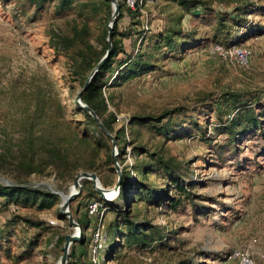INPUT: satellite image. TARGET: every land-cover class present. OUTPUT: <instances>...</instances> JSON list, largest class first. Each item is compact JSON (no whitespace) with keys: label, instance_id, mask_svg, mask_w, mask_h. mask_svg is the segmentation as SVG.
<instances>
[{"label":"rangeland","instance_id":"obj_1","mask_svg":"<svg viewBox=\"0 0 264 264\" xmlns=\"http://www.w3.org/2000/svg\"><path fill=\"white\" fill-rule=\"evenodd\" d=\"M87 1L97 3L96 10L84 14L91 28L90 42L104 50L111 14L100 0ZM204 1L217 13L226 11L235 15L241 8L248 9L245 13L251 22L250 32L240 27L237 35L241 36L234 37L232 43L252 49L249 67L219 59L209 52L214 42L215 18L210 20V15L198 9L196 13L203 17L188 13L182 20L186 31H196V39H202L199 43L193 39L197 46L175 54L166 52L163 57L160 54L155 59V70L119 86H112L111 76H106L109 81L106 96L112 97L108 107L118 118L115 130L125 127L127 132V140L123 135L121 138V145H126L127 149L125 161L117 159L122 170L137 160L148 161L145 154H133V145L126 143L139 131L140 142L150 151L162 150L167 157L182 164L184 179L194 183L191 199L184 198L176 210L166 205L155 207L142 203L135 208L140 216L147 215L166 228L171 237L165 244H154L153 249L135 245L123 247L120 258L107 264H242L243 256H248L254 264H264V128L244 133L234 144L226 133L216 130L219 119L214 108L201 106L198 101L209 92L222 96L227 92L238 93L244 104L253 98L259 101L255 109L263 120L264 0ZM44 9H30L26 16H21L17 1L0 2V149L11 152V161L12 156L25 149L24 141L30 130L41 136L37 145L43 143L64 149L71 141H77L75 138L83 129H89L88 121L75 103L78 91L83 88V79L74 70L72 53L68 56L59 52L52 41L55 32L68 34L75 23L85 19L79 12L58 17L55 5L48 4ZM141 11L144 28L150 29L144 35L146 46L152 45L153 31L166 25L165 15H178L180 6L167 0L157 3L148 0ZM130 21L129 17H123L119 23L121 30L128 28ZM124 45L129 52L134 47L131 39H124ZM38 89L41 94L37 93ZM39 95L43 100L42 109L38 108ZM180 106L190 111L181 117L183 124L175 129L171 138L149 132L145 127L133 128L136 130L127 127L134 115L157 114ZM238 110L235 106L228 107L223 112L224 120L233 117ZM198 127H203L205 133ZM185 130H190L191 135L175 136ZM90 133L96 134L92 128ZM115 149L112 140H108V148L99 152L97 160V175L106 188H112L118 179L115 164L107 158ZM13 172L5 171L0 181L14 182L18 176ZM135 178L133 173L130 181ZM74 179L62 180L48 168L45 174L33 173L26 180L30 186L67 194L74 188ZM85 180L81 181L80 195L70 205L72 214L76 212L74 220L86 212L91 189H94L92 181ZM150 181L163 186L167 183L165 175L150 176ZM113 201L118 209H127V198L118 196ZM59 210V206L40 211L34 207L18 210L17 215L44 221L46 225L41 230L23 222L9 227L7 221L12 212L0 211V264H59L65 242L61 243L60 237L75 232L68 218L59 216ZM114 212L111 208L106 210L104 232ZM91 230L92 226L86 232L89 245ZM111 241V238L107 241L108 248L102 251L103 255H107ZM88 261L89 252L83 257L84 263Z\"/></svg>","mask_w":264,"mask_h":264},{"label":"trees","instance_id":"obj_2","mask_svg":"<svg viewBox=\"0 0 264 264\" xmlns=\"http://www.w3.org/2000/svg\"><path fill=\"white\" fill-rule=\"evenodd\" d=\"M15 1L18 2L21 16H26L30 9L43 10L48 4L55 5L54 10L58 17H63L73 12L81 13L83 19H85L84 21L75 23L68 34L62 31L55 32L52 41L53 47L59 52L63 54L68 53V56H70L69 53H72L74 70L79 77H82L84 86L89 73L94 69L108 49V44L104 50L97 49L90 42L89 38L91 28L88 17L85 18L84 14L96 10L97 3L87 0L85 3L84 0ZM118 1L120 15L113 27L112 52L109 59L91 81L82 99L84 103L94 109L100 119H102L106 128L112 134L114 133L119 149V157L117 159H121L124 162L127 149L126 145H121V138L123 135L124 140H127V132L125 127L115 130L114 125L118 122V118L108 107V102L111 101L112 97L106 96L105 91L108 86L107 83L109 82L106 76L108 74L111 76L112 86H119L132 78L155 70L157 66L155 59L160 54L163 57L166 52L175 54L176 52H183L188 48L197 46L198 44L193 39L197 42L202 39H196L198 37L197 32L186 31L182 25V20L188 13L196 18L203 17L199 15L200 13H196L195 10L200 9L207 16L210 15V20L212 17L215 18L213 19L216 23L213 35L214 42L212 43H222L224 45L235 44L232 41L234 37L237 36L239 38L241 36L240 34L237 35L240 27L244 30L246 29V32H250L249 25L251 22L246 18L245 12L248 9L245 11V8H241V10H238V13L236 12L233 15L226 11L215 12L209 6V3L204 0H167L175 2L180 6L179 14L173 15V13H167L165 15L166 25L157 31H153V35L150 37L152 45L144 46V35L150 29H145L143 26L141 20L143 13L141 8L148 0H138L135 7H131L126 0ZM152 1L155 3L159 2V0ZM100 2L102 5L108 7L109 14L112 15L111 2L108 0H100ZM123 17H129L131 24L128 28L121 30L119 23ZM233 29L236 33H234ZM124 39L132 40L134 45L132 48L133 51L131 50L129 52L126 49ZM137 43H140L138 47L136 46L138 45ZM41 92L40 89L37 90L38 94H41ZM41 97H39V101L41 102L38 104L39 109L43 107ZM198 101L201 106H211L214 108L216 116L219 119V125L216 127V130L219 133H226L230 142L234 144H236L239 136L244 133L253 132L256 129L263 130L264 128V110L261 115L263 117L262 120L256 113L255 106L259 104V101L255 98L251 99L249 103L244 104L241 102L242 95L238 93L227 92L222 96L215 92H209L200 96ZM231 106H235L239 110L233 117H229L225 121L223 112ZM77 109L88 121L89 129H83L81 135L75 138L77 141H71L64 149L55 145L47 147L43 143L37 145L36 141L41 136L38 133L34 134L32 130L29 131L28 136L25 138V149H21V153L12 156L13 161L10 160V151L0 149V175L8 169H11L18 176V179L16 177V180L11 183L0 181V211L8 210L12 212V217L7 221L9 227L23 222L29 227L41 230L46 225L44 221L17 215L19 214L18 210L26 207H34L40 211L52 209L56 206L60 207L62 197L59 194L27 184L26 179L31 174L36 173L37 175H42L46 173L48 168H52L58 178L69 181L73 180L81 170L98 172L99 164L97 160L99 152L104 148H108V140H111V138L100 129L97 121L88 111L79 107ZM188 111H190L188 107L180 106L163 110L157 114L134 115L131 117V123L127 127H131L132 129L137 126L140 128L145 127L149 132L159 136H165V138H171L174 136L172 134H174L175 129L183 124V121H180L181 117L187 116L186 113ZM195 124L197 126V122ZM90 128L96 134L90 133ZM198 129L202 133H205L203 127H198ZM138 132L134 133V138L132 140L129 139L126 143L129 146L131 144L133 145V154H145L148 161H145L146 159L142 161L137 160L133 165H125L123 167V180L119 196L128 199L126 210L118 209V204L116 205L114 201L105 202L115 212L114 218L107 224L105 230L108 237L107 241L110 238L112 241L109 243V251L105 255L106 261L100 264H107L112 259L118 260L123 247L135 245L138 248L153 249L154 244L163 245L170 239L171 234L166 231L163 225L154 223L147 215L140 216V213L135 211L139 203L155 207L166 205L168 208L176 210L183 203L184 198L191 199L194 183L192 180L187 181L184 179L185 174L181 170L183 168L182 164L175 162L171 156L167 157L162 150L150 151L139 141ZM184 132L186 130L182 133H176L175 136L177 138H183L184 136L191 135L190 130L186 133ZM107 158L111 164H114L112 150L107 154ZM133 173L136 175V178L131 182L130 178ZM158 175H165L167 181L165 186L150 181V176ZM85 181L88 182L89 180L86 179ZM91 192L89 200L91 198H97L104 201L94 189H91ZM87 205L86 212L80 217H76L77 222L83 230V239L72 244L68 264H83V257L89 252L90 245L86 232L90 228L91 218L88 215ZM73 214H76V212H73ZM59 216L66 218L60 214V210ZM73 216L75 217V215ZM63 241H65L64 236L60 237V242L62 243ZM84 264H91V262L88 261Z\"/></svg>","mask_w":264,"mask_h":264},{"label":"water","instance_id":"obj_3","mask_svg":"<svg viewBox=\"0 0 264 264\" xmlns=\"http://www.w3.org/2000/svg\"><path fill=\"white\" fill-rule=\"evenodd\" d=\"M111 2L112 6V15L110 18V21L108 23V36H107V44H108V49L106 53L103 55V57L100 59V61L97 63V65L94 67V69L89 73L87 80L83 86V88L78 91L76 97H75V103L76 105L85 110L88 111L92 117L97 121L100 129L111 138L112 143L114 146L117 147V141L114 137V135L106 128L105 124L103 123L102 119L97 115V113L92 109L88 104L83 102V94L84 92L88 89L91 81L93 78L97 75V73L100 71L102 66L106 63V61L109 59V56L112 52V47H113V27L114 23L116 22L117 18L120 15V5L118 0H108ZM113 158H114V164L115 168L118 174V179L117 183L112 187V188H106L103 185H101L100 179L95 172H90V171H80L74 180V190H69L67 194L65 193H59L56 191H53L59 195L62 196V203L60 204V214L66 216L69 220L70 225L75 229L74 233L67 234L65 236V242L63 245V254L60 256L58 262L59 264H68L69 260V255H70V249L73 243L77 241H81L83 239V230L80 224L74 220L73 214L70 211V205L74 201V199L80 195L82 191V183L81 181L83 179H88L92 181L93 187L96 190V192L106 201L115 199L116 195L120 193L121 187H122V180H123V170L122 166L119 164L117 157L118 154L114 151L112 153ZM107 192H112L114 193L113 197L111 199L106 195Z\"/></svg>","mask_w":264,"mask_h":264},{"label":"built area","instance_id":"obj_4","mask_svg":"<svg viewBox=\"0 0 264 264\" xmlns=\"http://www.w3.org/2000/svg\"><path fill=\"white\" fill-rule=\"evenodd\" d=\"M138 0H127V3L131 7H135ZM209 52L218 57L219 59L233 62L241 67H249L251 64L252 58V49L249 47H244L241 45L231 44L224 45L222 43H211L209 47ZM116 154L119 155V149L116 147ZM119 196V193L116 195V198ZM112 200H100L97 198H92L88 202L87 211L88 215L91 218L90 226L93 227L91 230V242L89 247L90 262L91 264H100L103 261H106L105 255L102 254V251L107 249V233L104 232L103 220L108 206L105 202H111ZM242 264H254V262L248 257L243 256L241 260Z\"/></svg>","mask_w":264,"mask_h":264},{"label":"bare ground","instance_id":"obj_5","mask_svg":"<svg viewBox=\"0 0 264 264\" xmlns=\"http://www.w3.org/2000/svg\"><path fill=\"white\" fill-rule=\"evenodd\" d=\"M102 185V184H101ZM74 186V185H73ZM74 190V188H73ZM106 195L111 199V197H113L114 193L112 192H107ZM112 200V199H111ZM59 263V262H58Z\"/></svg>","mask_w":264,"mask_h":264}]
</instances>
